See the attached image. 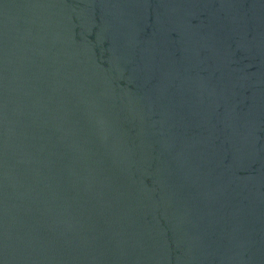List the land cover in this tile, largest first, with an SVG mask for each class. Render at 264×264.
I'll list each match as a JSON object with an SVG mask.
<instances>
[{
	"label": "water",
	"instance_id": "1",
	"mask_svg": "<svg viewBox=\"0 0 264 264\" xmlns=\"http://www.w3.org/2000/svg\"><path fill=\"white\" fill-rule=\"evenodd\" d=\"M0 264H264V0H0Z\"/></svg>",
	"mask_w": 264,
	"mask_h": 264
}]
</instances>
